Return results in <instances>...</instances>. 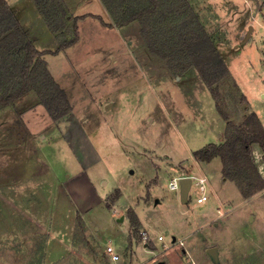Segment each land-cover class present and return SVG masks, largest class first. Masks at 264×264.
Returning <instances> with one entry per match:
<instances>
[{
  "label": "rangeland",
  "instance_id": "rangeland-1",
  "mask_svg": "<svg viewBox=\"0 0 264 264\" xmlns=\"http://www.w3.org/2000/svg\"><path fill=\"white\" fill-rule=\"evenodd\" d=\"M8 1L27 13L34 6L43 20L38 49L58 47L35 0ZM62 2L71 15L89 13L80 41L49 59L65 73L57 79L73 110L53 122L33 92L0 112V264H264V189L246 199L224 179L220 157L194 156L221 143L226 128L200 74L172 71L147 47L139 21L110 29L93 19L106 17L97 0ZM233 3L236 16L249 10L252 25L242 32L236 19L221 24L229 40L219 50L231 72L218 88L223 109L242 123L251 111L237 82L264 113V11L257 0H202L214 16ZM251 26L254 45L236 54ZM254 156L264 176L257 145ZM180 173L208 178L204 204L196 181L186 203L181 185L170 188Z\"/></svg>",
  "mask_w": 264,
  "mask_h": 264
},
{
  "label": "trees",
  "instance_id": "trees-1",
  "mask_svg": "<svg viewBox=\"0 0 264 264\" xmlns=\"http://www.w3.org/2000/svg\"><path fill=\"white\" fill-rule=\"evenodd\" d=\"M50 30L57 36L55 50H39L28 29L21 24L7 0H0V112L35 93L51 118L59 121L70 114L73 105L66 90L53 77L46 53L57 54L80 39L79 20L88 14L72 16L62 0H35ZM116 26L133 21L141 24V35L149 50L166 60L169 68L182 74L192 69L200 74L220 114L226 120L225 138L194 153L195 158L222 160V173L235 181L249 199L264 189V176L254 156L257 145L264 157V125L255 111L242 123L231 119L223 109L219 82L230 74L227 60L219 50L190 0H102ZM104 25L112 26L97 15ZM241 99L250 107L247 97ZM131 225L138 229L137 214L130 211Z\"/></svg>",
  "mask_w": 264,
  "mask_h": 264
},
{
  "label": "crops",
  "instance_id": "crops-1",
  "mask_svg": "<svg viewBox=\"0 0 264 264\" xmlns=\"http://www.w3.org/2000/svg\"><path fill=\"white\" fill-rule=\"evenodd\" d=\"M97 1L100 3L101 8L103 9L104 13L106 14L105 19H104V17H102V18L104 20L108 21L109 23H111V22L114 23V21L112 19V16L110 15V13L107 10V8L104 6L103 2L101 0H97ZM190 1H191L192 5L194 6L195 10L197 11V13L199 14L202 22L206 26V29L208 30V32L215 39V42L217 43V46H218L219 49H220V45L224 43L223 40L224 39L227 40V37H228V29L229 28L227 29L225 27H221L222 26L221 24L224 23L223 21H225L227 23L228 22L233 23L234 22V19H236L237 22H238V25H237L236 29H237V31H242V32H245L247 30L246 28H248L249 25H252V24H249L250 23L249 22L250 21L249 20V16H250L249 10H248V12L247 11H245V12L243 11V13H241L238 16H236V14L239 13V12H241L242 10L241 9H237L236 8L237 5H235L234 3H233L234 8H231L230 11H225L224 13L222 12L220 14H215L216 16H214L213 13L210 12V7H211L210 5L209 6H206V7H205V5L202 6V0H190ZM226 1L229 2L230 0H226ZM7 2L9 3L8 0H7ZM262 2L264 3V0H257L256 9L258 11H260V12L261 11H264V5L261 8L259 7L262 4ZM9 5L13 8V10H14L15 14L17 15L18 19L20 20L21 24H23L28 29V31L30 32V34L34 38V42H35V45L37 47L38 37H41V35H39V32H37V29L40 28L41 30H45V28H44L45 26L36 27V21L39 20V19H41V17L39 15H37L36 9L33 6V8L31 9V11H28V13H27L25 7L24 8H21V9H18V6H16L18 4L9 3ZM35 14L38 17L35 16ZM82 14H86V13H82ZM232 14H234V15H232ZM77 15H81V14L78 13ZM72 16H75V15H72ZM87 17H89V16H86L84 18H81L79 20L78 24L81 21L86 20ZM93 19H96V20L98 19L99 21H101L96 16ZM210 22H211V24H210ZM102 25H104V24H102ZM210 25L211 26H214V27H210ZM104 26H106V25H104ZM106 27H109V26H106ZM112 28H115V27H113V26L110 27V29H112ZM79 29H80V26H79ZM250 31H252V33H250L251 35L250 36H248V34L245 35L244 38H243V40L237 45L236 54L243 53L244 52V48H246L245 47L246 45H248V44H250V45L253 44L254 45V42H255V39H254V36L255 35H254V33L256 32V28L253 26L252 29H250ZM229 36H231V33H229ZM80 38H81V34H80ZM228 40H229V37H228ZM79 41H80V39L74 45H76ZM74 45H72V46H74ZM72 46H70V47H72ZM70 47H68V48H70ZM68 48H66V49H64V50H62L60 52L65 53V50H67ZM39 50H42V51L43 50H46L47 51V50H55V48L54 49H50V48H47V47H43L42 49H39ZM54 56H56V54L46 53L44 57H45V59L47 61L48 68H49L50 72L52 73V75L56 79V81H58V79H57L58 76H62L63 77V76H65V73H63L62 70H60L56 66L55 60H49L50 58L52 59V57H54ZM223 56L227 60V58H226V56L224 54H223ZM260 58H261L260 60H262V63H261L262 64V70L264 71V51H263V53H261V57ZM227 62H228V60H227ZM228 65H229V63H228ZM230 71H231V68H230ZM237 83H238V87L241 90L242 94H244L247 97L248 102H249V105L251 106L252 102L249 99V97L245 94V91H244L242 85L239 82H237ZM260 95L263 97V101H264V90L262 92H260ZM249 108H250V111H255L259 115V117H260V119H261V121H262V123L264 125V113L263 114L260 113V112L258 113V111L254 110L253 107H249ZM53 122H54V120H53ZM80 127H81L83 133H86L83 130L81 124H80ZM87 157H88V155H87ZM201 175L205 176L203 173ZM224 179L225 180H229V179H226L225 177H224ZM207 187L209 188V180H208V186ZM208 199H209V197H208ZM218 200L220 202H223V200L220 197H218ZM205 202H203L201 204H204ZM122 217L125 218L124 216H122ZM121 220H123V219L121 218ZM108 244H112V243H108Z\"/></svg>",
  "mask_w": 264,
  "mask_h": 264
},
{
  "label": "built area",
  "instance_id": "built-area-1",
  "mask_svg": "<svg viewBox=\"0 0 264 264\" xmlns=\"http://www.w3.org/2000/svg\"><path fill=\"white\" fill-rule=\"evenodd\" d=\"M185 176H190L192 178V186H193V182L196 181V186L202 187L203 191L201 192V195L198 196L197 202L198 203L205 202L208 199V195L206 193V188L208 186V179L206 176L180 173L179 175L174 176V178L171 179V181L169 182L170 188L174 190L180 189V185H181L180 180L182 177ZM145 238L147 239L148 236L145 235ZM107 253L110 255V258L113 262H117L121 259V255L118 253V251L112 244L107 245Z\"/></svg>",
  "mask_w": 264,
  "mask_h": 264
},
{
  "label": "water",
  "instance_id": "water-1",
  "mask_svg": "<svg viewBox=\"0 0 264 264\" xmlns=\"http://www.w3.org/2000/svg\"><path fill=\"white\" fill-rule=\"evenodd\" d=\"M252 27L253 26H251L250 29H252ZM250 32L248 33V36L251 35ZM180 182H181V189H180L181 201L183 203H186L189 201V193L192 187V178L190 176H185L181 178ZM122 219L124 218L122 217Z\"/></svg>",
  "mask_w": 264,
  "mask_h": 264
}]
</instances>
